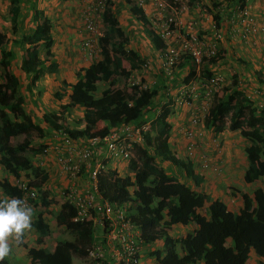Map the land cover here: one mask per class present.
<instances>
[{
	"label": "trees",
	"instance_id": "trees-1",
	"mask_svg": "<svg viewBox=\"0 0 264 264\" xmlns=\"http://www.w3.org/2000/svg\"><path fill=\"white\" fill-rule=\"evenodd\" d=\"M21 1L31 9L33 7L29 0H10L8 12L13 31H16L17 19L21 16ZM106 3L108 7L102 16V34L99 38V59L87 69L79 68L75 73L74 82L62 81L52 94L57 101L67 98L68 101L60 105L61 110L68 111L74 107L82 110V128L70 127L58 115L53 120L51 116L43 114L39 120L49 125L50 129L64 131L72 142L94 136L101 138L120 123L137 125L150 120L148 131L143 134V142L132 145L133 153L137 155L132 156L125 162V166H122L124 173L118 169L107 168L99 175L100 195L118 204L132 203V207L129 205L128 208L133 211L132 220L141 231L144 244H151L157 239L163 240V249L154 250L150 254L154 256L156 264H192L199 259L204 264H250L248 259L251 252L261 259L260 264H264V192L255 189L248 195L235 189L241 206L232 211L223 201L211 199L209 194L197 191L203 182V176L194 173L188 158L179 159L171 150V100L160 102L158 114L152 112L153 117L149 118V113L158 104L159 86L153 84L146 88L135 84L125 88V92L122 90L127 84L128 73L144 68L145 59L135 50L126 47L129 37L112 16L110 1L106 0ZM215 3L214 0L212 8ZM131 10L148 29L146 33L150 43L156 50L162 51L163 42L151 29L150 20L148 22L145 19L142 9L132 7ZM209 13L213 22L220 26L222 21L217 11L214 9L212 12L210 9ZM32 18V31L22 34L19 39V42L28 45L18 61V69L22 73L20 76L25 74L30 77V82L25 85L24 90L19 85L20 79L10 69L14 52L5 48V37L0 36V54L3 56L4 67L0 73V162L13 177L23 175L28 186L37 188L45 181L46 174L33 164L32 158L43 154L44 146L41 140L45 134L43 128L23 111L24 92L35 91L36 81L45 73L55 71L58 64L51 60L49 53L38 56L39 46L48 48L51 44L50 21L41 9L33 10ZM220 57V54H216L211 58H204L199 64V69H196L193 58L183 53L179 64L172 71V78L168 80V88H177L193 77L200 78L201 82L207 84L212 75L210 67L215 65ZM181 67V73L186 69L184 76H181L183 73L180 76L176 73L175 69ZM160 72L165 80L168 79L161 70ZM254 76L255 80L264 86V65L261 70L254 72ZM99 82H103L106 88L98 93ZM233 85L223 87L217 97V94H213L215 104L211 115L206 119V125L213 126L215 133L220 132L216 122L226 118L231 129L246 130L244 135L248 137L250 144L244 147L245 168L242 178L246 183H256L264 176V106L257 110L246 95L234 92ZM160 86L162 90L167 88L164 83ZM97 121L103 123L101 129L96 128ZM31 132H35L36 140H33ZM161 163L183 171L184 177L193 181V188L180 180L177 174L162 169ZM0 188L7 200L15 198L18 190L5 180L0 181ZM45 197L44 192L38 193L34 208L37 202L42 206L35 210L34 218L30 221V229L36 234V244L44 238H49L52 233L49 224L42 219L45 212L50 214L58 225L66 226L75 238L72 242L54 243L52 250L29 247L27 255L32 262L39 264H70V252L83 254L90 242L93 231L91 222L71 221L74 211L66 202L61 203L59 211L55 214L47 209L50 200ZM189 223L194 225V229L179 241L182 253L180 255L176 251L177 242L168 234L167 228ZM0 264L9 262L4 259Z\"/></svg>",
	"mask_w": 264,
	"mask_h": 264
},
{
	"label": "built area",
	"instance_id": "built-area-1",
	"mask_svg": "<svg viewBox=\"0 0 264 264\" xmlns=\"http://www.w3.org/2000/svg\"><path fill=\"white\" fill-rule=\"evenodd\" d=\"M143 1L138 0L137 6L142 7ZM148 1L154 6V11L150 13L149 20L155 34L164 45L163 50L157 54L159 67L169 79L172 78V71L179 64L183 53L193 58L196 69H199V64L204 58H211L218 53L219 42L223 40V34L215 23L211 22L210 24L213 37L209 41L189 33L187 30L183 31L185 27L179 19L188 0ZM225 2V0L217 1L223 7H225ZM194 6L192 5V7ZM107 7L106 0H87L80 9V15L87 32V36L81 43L82 50L85 56L94 57L95 60L100 57L99 38L102 34V16ZM227 11H229V33L234 34H232V24H234V30L241 41L253 44L255 49L259 50L261 47L255 39L259 34L264 33L261 18L253 14L242 0L233 3L227 8ZM99 24L101 25L99 26ZM145 66H147L146 63L143 67ZM131 78L132 73H128V85L138 84ZM222 83L218 75L212 74L205 86L206 97L215 94L217 89H221ZM197 89V78L193 77L187 83L178 86L173 96H167L168 93L171 94L168 92L171 90L166 88L165 94L167 95H165L164 100L170 99L174 106L191 105V102L197 97ZM263 106L264 103L260 105L261 108ZM158 112L159 108L155 110V114ZM149 123L150 120L137 125L120 123L101 138L97 136L87 139L81 138L79 140L81 145L75 144L67 138L64 131L58 130V135L62 140L56 144L57 146H54V150L61 174H64L69 184L70 181L78 178L83 169L88 172L89 177L86 187L79 189L75 184H71L62 188L59 191V196L62 202H66L73 208L74 214L71 221L91 222L92 238L98 225L101 226L103 232L101 240L92 242L91 238V241L86 245L83 256L87 264H145L140 253L143 243L141 231L133 222L127 207L130 202L129 204H118L103 198L99 193L98 178L108 168V161L118 159L127 162L133 156L134 143L141 144L143 142V134L148 131ZM190 123L191 127L184 130V137L187 141L185 149L188 158L192 156L194 148V128L192 127L197 123V118L193 113L190 115ZM47 150L43 149L42 155L46 154ZM102 150V156L95 160ZM202 166L204 165L202 164ZM12 185L18 189L15 198L22 199L27 206L33 208L38 197L37 189L28 186L23 178H14Z\"/></svg>",
	"mask_w": 264,
	"mask_h": 264
},
{
	"label": "rangeland",
	"instance_id": "rangeland-1",
	"mask_svg": "<svg viewBox=\"0 0 264 264\" xmlns=\"http://www.w3.org/2000/svg\"><path fill=\"white\" fill-rule=\"evenodd\" d=\"M60 3H66L67 0H57ZM226 2H229L230 6H232L233 3L239 1V0H225ZM252 0H247L246 4H248L249 8H250V4H251ZM254 1V0H253ZM149 2V1H148ZM85 3V1L82 3V5ZM259 10H262L261 12L256 13L254 11L251 10V12L255 15H257L258 17L261 18V21L263 22L264 25V2L263 0H261L259 2ZM145 4V3H144ZM151 4V11L150 13H152L154 11V6ZM193 4V3H192ZM192 4H189L188 1H186V6L185 9L183 10L184 14H194L193 16H195L196 14L200 15L199 13H197V10L192 9V7L190 8V6ZM81 5V7H82ZM263 8H262V7ZM80 7V9H81ZM146 7V4H145ZM204 7V5H203ZM227 7V8H228ZM4 6L0 7V12L4 11ZM192 9L193 12H190V10ZM202 10V9H201ZM227 9H225L226 11ZM225 11L223 13H221L223 16ZM52 12L49 11V15ZM68 16L65 15V18L63 19L62 16H60L58 19H55L54 17H51V21L53 24V30L51 31V34L54 35L55 41L57 42L58 40L60 41V44L58 43H54V48H44L42 46L38 47V52L40 51V55L44 56L46 53L51 54V56L54 57V59L58 60L59 63L61 62L62 65H64V70H62V73L64 75H62L61 77L57 76V80L63 79L66 76L70 77V78H74V76H72V68L78 66V63H83L86 65V67H83L85 69L91 67L92 63L95 62L96 60L94 59V57H87L84 55V51L82 50V41L83 39L87 36V32L84 28V21L82 19V16L80 15V11L77 13L78 18L81 19L80 23V27L77 29L79 30L77 33L78 35L75 36V38H77V36H79V42H80V50H81V58L82 59H77L76 60V65H73L74 60L71 59V62H68V59L66 60L65 57H67L66 53H62V51L68 48V39H62L61 35H60V31L59 28L66 30L68 28V22L71 23L72 21L70 20L71 18L66 17ZM204 19L199 18L197 19V17L192 20L191 18H189L185 23H184V27L185 29H183V31L187 30L189 33H193L194 35H198L201 38H205L207 41L210 40V35L206 34V31L204 33V26H200L201 24L205 25V22L208 24V26L210 27L211 24V20L209 15H205L203 13V15H201ZM223 23H224V27L226 25H228V17L225 15L223 16ZM60 21H62V23H60ZM205 21V22H204ZM190 22V23H189ZM150 25L152 26L151 21L149 22ZM189 23V24H188ZM101 24H99L100 26ZM233 25V31L232 34L230 36V34L225 31V29H222L221 32L223 34V40L219 42V48L221 50L220 52V59L217 61V63L215 65H213L212 67H210L211 73L218 75L221 80H222V85L221 87H225L226 85L229 86V84H234L232 86V89H234V92H242V90H244L245 95H247L253 102V106L256 107L257 110H259L261 107L260 105H262L264 103V86L260 85L256 80H255V76H254V72L257 71L259 68L262 69L263 67V62H264V33L259 34L255 41L257 42V44H259V46L261 47L259 50L254 49L253 45H247L244 44L243 42H239L238 41V35L236 34V31L234 30V24ZM200 26V29L198 28ZM26 24L23 22L20 24V28H18V32H27L26 34H29L32 30L29 31H25L26 30ZM28 27H31L30 25ZM151 29L154 31V28L151 27ZM205 30H207V28H205ZM212 34V31H211ZM15 38H18V40L16 41ZM74 38V39H75ZM11 39H14L11 43V45H13V48L16 49V51L18 50V54H16V58L12 60V69L14 70L13 72L18 74L19 70H17L16 67V61L17 59H19L20 54L22 53L23 50L27 49L28 45L24 44L22 42H19V35L16 33V35H12ZM146 40L147 37H145ZM149 41V40H148ZM17 42V43H16ZM139 43V46L141 47H145V49L148 48V42H142L141 40L138 39L137 44L135 43H131V47L132 48H137ZM150 43V41H149ZM152 45V43H150ZM222 45H225V49L228 52L227 54L224 55L223 53V47ZM51 50H54L53 52H51ZM79 50V51H80ZM137 53H139L140 51L138 49H136ZM235 50H237V52H235ZM60 51V53H59ZM159 51V50H158ZM99 52V51H98ZM66 55V56H65ZM142 58L145 59V63L147 64L146 67L141 68L139 71H135L132 73V80L138 84H140L141 86H144L146 88H148L150 85H152V81L157 80V76H162L161 72H160V67H159V62L158 59L155 58V62L151 61V58H148L146 54L141 53L140 54ZM248 55V56H247ZM65 56V57H64ZM154 56V55H153ZM22 57V55H21ZM52 57V59H53ZM157 57V55H156ZM16 60V61H15ZM246 60H249L250 63ZM180 62V61H179ZM14 63V64H13ZM257 64V66L255 67V69L253 68H249L248 65H250V67H252V65ZM11 67V66H10ZM245 68L240 70L241 68ZM4 67H3V57L0 56V72H3ZM77 72V71H76ZM66 73V74H65ZM69 74V75H67ZM25 75V74H24ZM19 76V75H18ZM27 76V75H25ZM181 76H184V74H182ZM28 77V76H27ZM66 77V78H67ZM252 77V79L250 78ZM21 78H23L22 76H19V81L21 82ZM60 78V79H59ZM168 78V77H167ZM41 79L39 78L36 82H39ZM168 81V79H166ZM62 82V81H61ZM64 82V81H63ZM51 84V88L50 90H48V96H50L51 94H53L56 91V84L55 82L50 83ZM167 85V88L169 87V82ZM98 86V90L97 92L99 93L101 90H103V88H106V85L103 82H99L97 84ZM130 85H127L122 88L123 92L124 89L127 87H129ZM206 84L201 82L200 78H197V97L191 102V105H182V106H172V114L170 115L169 118V130H170V134L172 135V137L175 139L173 141L172 144V149L175 153V155H177L179 158H181L182 160L184 158H188L187 156V152L185 149V143L187 142L185 137H184V130L186 128L191 127V123H190V115L193 113L196 118H197V123L194 127V135H193V143H194V148H193V152H192V156L190 158H188V160L192 161L193 164H197L198 167H194L199 171H201L203 173V175L205 176L206 180L205 183L203 184V188H204V193L208 194L209 192V196L211 197V199H221V200H225V204L229 209H233L235 210L237 208L238 203L240 204V201H238L237 199L240 200L238 194H236L234 191L239 190L242 192L247 193L248 195H251L253 190H255L256 188H263L264 189V177L260 178V180H258L256 183H251L248 184L246 182L243 181L242 179V168L245 164V160H244V147L247 146L248 144H250L249 139L246 135H244V131H246L244 129H240V128H230L227 124V120L226 118H221L218 119L216 124L219 125L220 127V132H216L214 131V127L211 125H206V119L209 115H211V111L214 107L215 101H213V95H210L208 97H206ZM37 87V86H36ZM175 87H172V89H170L171 94L168 93L165 94V89L161 90V95H158L157 98V103L156 104V110L160 107L159 103L165 101V95L167 96H173V94L175 93ZM221 89H217L215 95L216 97L218 96V94L221 93L222 91ZM162 89V88H161ZM167 91V90H166ZM41 93V92H40ZM160 93V91H159ZM233 93V92H232ZM28 94V93H27ZM41 95V94H40ZM51 99L53 101L52 95H51ZM65 100V99H64ZM28 102V101H27ZM50 103V102H49ZM62 103V102H59ZM64 104V103H62ZM48 106V105H47ZM51 106H48V109H50ZM51 110V109H50ZM153 110L149 113V118L153 117ZM58 114L59 118H62L63 116L65 117V123L68 124L70 127H76L77 129L82 128L83 123L80 121L82 119V110L80 108H71V112H66L63 111L61 109H59V113ZM49 115H51V117L53 118V120H55L57 117L56 115H53V113H49ZM37 117L39 118L40 115L38 114L35 118L37 119ZM63 117V118H64ZM41 123V127L43 128V130L46 128V123ZM103 127L102 122L97 121L96 122V128L97 129H101ZM50 130V129H49ZM53 131H56V128H52ZM32 136H33V140H36V136H35V132H31ZM43 134H45L43 132ZM50 136V135H48ZM48 136H46L45 134V142H42V145L44 147H49L50 145H48ZM60 140H62L61 137H59ZM59 140V141H60ZM42 141V140H41ZM38 142V141H37ZM57 146V145H56ZM61 146V145H58ZM48 150H51L52 152H55L53 147H49ZM48 152V151H47ZM45 155V154H44ZM43 155V156H44ZM137 155L133 153V157H135ZM227 158V162L232 163V167H233V172H231L230 175V179L228 176V171H226L224 169L225 165H222V162H224V158ZM35 157L32 158V160ZM39 158V157H38ZM262 160L264 161V156L262 157ZM112 161L117 164V167L122 168V166H125V162L122 161H118V159H112ZM110 165V163H108ZM202 164L204 166H202ZM228 164V163H227ZM160 166H162V169H165L166 171H173L174 173H176L178 175V178H181L182 181H184L185 184L188 185V181L189 179H186L184 177L183 171L181 170H176L174 167L170 166L169 164H166V166L163 165V163L160 164ZM166 167V168H165ZM82 173V172H81ZM227 175V176H226ZM23 175H20L18 177H14V178H22ZM14 178L12 179V181H10L11 184H13L14 182ZM227 183H230L232 185H227ZM234 185V186H233ZM192 188V185H190ZM61 201V200H60ZM49 220H50V226L52 228V233L50 234L49 238H44L42 242H40L39 244H36L38 247H43L46 248L47 250H52L54 248V243H61L62 241H73V239L75 238V235L73 233L70 232V230L64 226V225H58L54 220H52V218L50 216H48ZM102 228L100 225L97 226L96 232L92 238V242L93 241H98L102 239ZM91 241V240H90ZM252 254V253H251ZM8 260L10 261L11 264H39L38 262H32L29 258V256L27 254L24 253L23 250H19V251H11L9 253V255L7 256ZM143 261H145V264H154L153 263V259L152 258H148L147 254H144L142 256ZM70 264H87L86 260L84 259L83 254H77L74 252H70Z\"/></svg>",
	"mask_w": 264,
	"mask_h": 264
},
{
	"label": "crops",
	"instance_id": "crops-1",
	"mask_svg": "<svg viewBox=\"0 0 264 264\" xmlns=\"http://www.w3.org/2000/svg\"><path fill=\"white\" fill-rule=\"evenodd\" d=\"M84 1H87V0H67L66 3H60L57 0H29V2H32V4H33L32 9L33 10L41 9L43 11V13H44V16L50 21V25L51 26H50L49 33L51 35L52 40H51V44L49 45L48 48H50V47L54 48V43L60 44V41H61V40H58L56 42L55 38H54V35L51 34V31L53 30V24H52V21H51L50 18L54 17L55 19H58L60 16H62L63 19H64L65 15H67V14H68V16H66V17L71 18L70 20L72 22L71 23L68 22V28L66 30H63V29L59 28V31H60V35H61L62 39H68V48L67 49L64 48L62 53H66L67 54V57H65L66 55L64 57H65L66 60L68 59V62H71V59L74 60L73 65H76V60L77 59H82L81 58L82 57L81 56V50L79 48V46H80L79 39L80 38H79V36H77V38H75V36L78 35L77 32L79 30H77V29L81 25V23H80L81 19L78 18L77 13L80 11V7H81V5H82V3ZM109 1H110L109 8H110V12H111L112 16L118 22L120 28L129 37V43L126 45V47L131 49V50H133V51L134 50L137 51L136 49H138L140 51L138 54L144 53V54L147 55L148 58H151L152 62H155V58L158 59V55L157 54L159 53V51L156 50L155 47L153 45H151L149 43V41H147L145 39V37H148L147 33H146L148 29L146 28V26H144L142 24L141 21L138 20L137 15L134 14V12L131 10L132 7H138L137 6V1L138 0H109ZM189 1L190 2L194 1L193 5H195V6L192 7V9L197 10V13H199L200 15L196 14L195 16H193L194 14H190L189 15L187 13L186 14L182 13L181 16H180V19H179L181 21L182 25H184V23L189 18H191L192 20H194L196 17H197V19H199V18L204 19L201 16V15H203V13L205 15H210L211 16V14L209 13L210 9H212V12H214V9H215V11H217L218 14L222 15L221 13H223L225 11V9H227V7L230 5L229 2H225V7H223V6L220 5V3L219 4L217 3L218 0H215L216 1L215 6L212 8L211 5H213L212 3H213L214 0H189ZM242 1H244L246 6H248V4H246L247 0H242ZM260 1L261 0H254V1L252 0L251 4H250L251 10L256 12V13H258V14H259V12L262 11V10H259V4H260L259 2ZM143 2L146 4V7H145V4H144L142 7H138V8L142 9L141 11H142L143 15L145 16V19L148 20V22H149V15H150V11H151L152 7H151L150 2H148V0H144ZM263 2H264V0H263ZM203 5H204V7H203ZM2 6H4L5 8H4L3 12H0V36H4L5 37V40H4L5 41V43H4L5 48L6 49L8 48V50L10 49V50H12L14 52L13 53L14 57L11 58V64H12V60L15 59L16 58V54H18V50L16 51V49L13 48V45L9 44V43H11L14 40V39H11V37H12V35H16V33L19 35V37L22 34H26L27 33V32H24V33L18 32V30H17L18 28H20V24L22 23V20L26 24V27H25L26 30L25 31L32 30L33 25H34V21H33V18H32V11L33 10L29 7V5H27L26 3L21 1V4H20L21 16L17 19L18 21H17V25H16V31L15 30L13 31L12 28H11L10 21H9L10 16H9V12H8V8L10 6V0H0V7H2ZM192 9L190 10V12H193ZM49 11L52 12L51 13L52 15H49ZM193 13H195V12H193ZM225 13H226V16L228 17L229 11L226 10ZM225 13H224V15H225ZM60 23H62V21H60ZM29 25L31 27H28ZM200 26H204V33L206 31V34L210 35L212 37L211 32H210V27L208 26V24L206 22H205V25L200 23ZM200 26L198 27L199 29H200ZM205 28H207V30H205ZM15 39H16V41L18 40V38H15ZM138 39L141 40V43L142 42H146V43L148 42V44H149L148 48L145 49L144 46L143 47L139 46V43H138L137 48H135V47L132 48L131 47V43L133 42V43L137 44ZM222 47L224 48L222 50L224 55L227 54L228 52L225 49V45H222ZM53 51L54 50H51V52H53ZM23 52H24V50L20 54L19 59L22 58L21 55L23 56ZM235 52H237V50H235ZM59 53H60V51H59ZM156 55H157V57H156ZM0 56H2V55L0 54ZM38 56L39 57L41 56L40 55V51L38 52ZM52 57H51V60L53 62H55L56 64H58L57 69L55 71H53V72L45 73L40 78L41 80L39 82L35 83L36 86H37L35 91H32V93H28V94L24 92L25 101H24V103L22 105V109L39 126H41V123H40L41 121L39 120V118H41V116L43 114L47 115L48 117L51 116V115H49V113H53V114L55 113L54 115H58L56 113H59L60 105L62 103H66L68 101L66 97H64L61 101H57L53 96H52V98H53V101H52V99H51V95L52 94L50 96H48V90H50V88H51V84L50 83L55 82V84H56L55 86L57 87L56 88V90H57L59 88L60 84H61V81L70 82V83L74 82L76 71L79 68L86 67L85 64L79 62L77 68L76 67L72 68V74L74 73L72 75V76H74L73 79L66 76L67 78L66 77L63 78V79L59 78L60 80H57L56 78H57L58 74H59L60 77L62 75H64L62 73V70H64V68H63L64 65H62L61 62L59 63V61L54 59V57L52 59ZM19 59H17V61L15 60L16 61L15 65L17 67V70H19L18 69V61H19ZM246 61H248L250 63L249 60H246ZM48 63H50V62H47V64ZM256 66H257L256 63L254 65H252V67H250V65H248L249 68H253V69H255ZM10 69H11L12 73L15 76H17L18 78L22 74L21 72H18V74L14 73L13 72L14 70L12 69V65H11ZM242 69H245V68L242 67L240 70H242ZM175 70H176L177 74L179 73L178 76H180L183 73V72L181 73L182 67L178 68V69H175ZM258 70H260V68ZM185 73H186V69H185L183 74H185ZM67 75H69V74H67ZM27 76L24 75L23 78H21V82L19 84L20 87L23 90H24L25 85L30 82V79H29L30 77H29V75H27ZM162 78H163V81H162ZM250 78L252 79V77H250ZM164 80L165 79H164L163 76H160V77L157 76V80L152 81L153 84L159 86L157 88L160 90V93H159L160 95H161V92H162L161 91L162 87L160 86L161 83H164V85L168 84V82L170 83V81H166L165 80V82H164ZM168 80H169V78H168ZM153 84H152V86H153ZM59 102H62V103H59ZM47 105L51 106V108H50L51 110L48 109ZM155 110H156V107L154 108V111ZM63 111L67 112V110H63ZM68 112H71V108H69ZM38 114L40 115V117L39 118L37 117V119H36L35 117ZM64 119H65V117L63 118V120ZM49 129H50L49 125H46V128L43 131L46 134V136L50 135L47 138L48 139L47 143H48V145H50L49 147H53L54 148V146L59 142V140H60L59 137L60 136L58 135V131L54 132L52 130V128L50 130ZM169 133H170V131H169ZM169 135H170L169 142H170V144L172 146L173 141L175 139L172 137L171 134H169ZM45 139H46L45 137H42L41 143L43 141H44V143H46ZM74 143L75 144L78 143V144L81 145V143L79 141L78 142H74ZM49 147H44V149H49ZM171 150L174 153L172 148H171ZM47 151L48 152L44 156L43 155L36 156L34 158L35 160H33V164L37 165L40 168L41 172L46 174L45 181H43L36 189L38 190V193H41V192L45 193V196H46L45 199L46 200H50V204H49L47 209L51 210L52 212H54L56 214L59 211L60 205L62 203V199L59 196V191L62 188H65V187H67V186H69L71 184H75L79 189H81L83 187H86L88 182H89V177H88V172L85 169H83L82 173L80 172L81 174H79L78 178H76V180H74V181H70V184H69V181L64 176V174H61L60 166L57 164V161H56V153L52 152L51 150H47ZM97 152H98V150H97ZM102 154H103V150L99 153V155L97 156V159L99 157H101ZM177 158H179V157H177ZM97 159H95V160H97ZM179 159H181V158H179ZM227 160L228 159L225 157L224 158V162H222V165H225L224 169L226 171H228L227 174H228L229 179H230L231 172H233L232 171L233 167H232V163L227 162ZM189 162L191 164V168L194 171V173L203 176V182L200 184L199 189L197 190V191L203 192L204 191L203 184L205 183L206 178H205V176L203 175V173L200 170L198 171L195 168V167H198L197 164H193L192 161H190V160H189ZM108 163H110V165L108 164V168L109 169H111V168L112 169H118L120 172L124 173V171H123L124 169H122L120 167L117 168V166H116L117 164H115L113 161H108ZM194 165H195V167H194ZM164 166H166V165H164ZM244 168H245V164H244V166H243L241 171H243ZM171 172L174 173L173 171H171ZM243 173H244V171L242 172V176H243ZM13 178L14 177L7 170H5L3 168V165L0 162V181H4L5 180V181H8L10 183V181H12ZM30 178L36 180V178L32 177V176H30ZM179 179L182 180L181 178H179ZM186 179H189V178H186ZM187 183H188L189 187H191L190 185H192V188H193V181L191 179H189V181ZM248 184H251V183H248ZM227 185H232V184L227 183ZM256 189L262 190L264 192L263 188H261V189L260 188H256ZM208 194H209V192H208ZM0 200H3V201L7 200V198H6L5 194L3 193V191L1 190V188H0ZM237 200L240 201L239 199H237ZM221 201H223L224 203L226 202L224 199L221 200ZM127 203L129 204V202H127ZM130 205L132 207V203L131 202H130ZM41 206H42V204L37 202L36 203V207L32 208L33 212H32V216H31V220L34 218L33 216L35 214L34 213L35 210L37 211L38 209H40ZM240 206H241V203L240 204L238 203L237 208L235 210H238L240 208ZM230 210L233 211V209H230ZM129 211H130V213L132 215L133 211L132 210H129ZM48 216H50L52 218V220H54L55 222H56V220L50 214H48L47 212L43 213L42 219L46 223H48L49 226H50V223H49L50 220H49ZM193 229H194V225L191 224V223H189L188 225H185V226L179 225V224L178 225H172L171 227L167 228L168 234L171 237H173L176 240V242H177L176 251L180 255H182V253L180 251L179 241L184 239L186 237V235L191 234ZM35 240H36V234L33 231V229H30V228L25 230L23 232V234L18 239L13 238V237L10 236L9 239H8V243H9V246H10V252L11 251L23 250L24 253L27 254V250H28L29 247H38L36 245ZM162 249H163V240L162 239H157L154 242H152L151 244L150 243L149 244L142 243L141 249H140L141 258H142V256L144 254H147L148 258H152L154 260L153 263L156 264L154 256H152L150 254L154 250H162ZM251 253L249 254L248 262L250 264H260L261 263V259L259 257H257L255 254H253V253L251 254ZM4 259H6L9 262V264H11L10 261L8 260L7 256ZM143 262H145V261H143ZM192 264H204V263H203V261L201 259H199V260H196L195 262H193Z\"/></svg>",
	"mask_w": 264,
	"mask_h": 264
},
{
	"label": "clouds",
	"instance_id": "clouds-1",
	"mask_svg": "<svg viewBox=\"0 0 264 264\" xmlns=\"http://www.w3.org/2000/svg\"><path fill=\"white\" fill-rule=\"evenodd\" d=\"M193 2L194 1L190 2L188 0L189 4H192ZM192 5L190 6V8L192 7ZM210 20L211 22H213V19L211 17ZM220 21L222 22H220V26L217 27H219L221 30L225 29V31L229 33V25H226L224 27L223 16H221ZM212 37L210 36V38ZM238 41L242 42L239 37H238ZM243 43L247 44L245 42ZM247 45H253V44H247ZM220 52L221 50L219 48L217 54H220ZM153 112L155 113L154 110ZM32 212H33L32 208L27 206L22 199L12 198L9 200L0 201V262H2L4 258L8 256L10 253V246L8 243L9 237L11 236L13 238L18 239L25 230L30 228L31 226L30 220H31Z\"/></svg>",
	"mask_w": 264,
	"mask_h": 264
}]
</instances>
